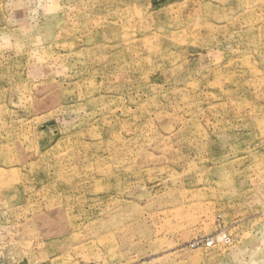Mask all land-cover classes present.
Masks as SVG:
<instances>
[{
    "label": "rangeland",
    "instance_id": "1",
    "mask_svg": "<svg viewBox=\"0 0 264 264\" xmlns=\"http://www.w3.org/2000/svg\"><path fill=\"white\" fill-rule=\"evenodd\" d=\"M0 264H264V0H0Z\"/></svg>",
    "mask_w": 264,
    "mask_h": 264
}]
</instances>
